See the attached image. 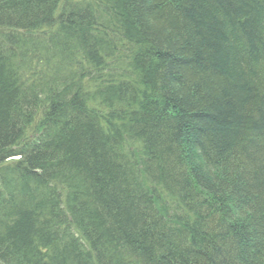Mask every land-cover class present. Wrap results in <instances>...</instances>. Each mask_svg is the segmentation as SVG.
<instances>
[{
    "label": "trees",
    "instance_id": "trees-1",
    "mask_svg": "<svg viewBox=\"0 0 264 264\" xmlns=\"http://www.w3.org/2000/svg\"><path fill=\"white\" fill-rule=\"evenodd\" d=\"M0 264H264V0H0Z\"/></svg>",
    "mask_w": 264,
    "mask_h": 264
}]
</instances>
